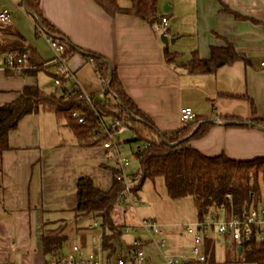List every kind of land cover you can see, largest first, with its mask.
<instances>
[{"label":"crops","instance_id":"crops-1","mask_svg":"<svg viewBox=\"0 0 264 264\" xmlns=\"http://www.w3.org/2000/svg\"><path fill=\"white\" fill-rule=\"evenodd\" d=\"M115 2L121 9L130 7V0ZM25 7V0H0V13L5 9L13 13L8 22H0V47L22 38L24 53L42 68L21 74L0 70V107L16 101L25 87L35 86L49 96L76 85L102 100L95 62L100 58L159 132L185 128L180 112L191 107L197 118L193 131L212 123L204 136L189 141L193 148L208 157L225 155L238 161L264 157V131L252 125L254 119H264V0H158L159 21L169 19L164 31L158 29L160 22L151 25L130 14L111 15L95 0H40L44 18L70 45L68 64L75 78L64 88L53 84L57 74L51 65L53 50L44 36L37 35L35 20ZM163 32L177 39L166 45L160 39ZM228 46L245 60L222 66L214 74H190L180 65L194 55L208 60L213 48ZM167 52L177 55L179 64L167 63ZM127 134L133 138L131 132L121 137L123 151L137 149L126 144L131 139L125 138ZM8 139L10 149L2 156L0 171V264H46L53 256L45 255L43 238L56 235L67 238L60 254L68 253L72 245L86 253L103 252L101 224L90 230L91 224L81 221L91 217L76 214L77 181L89 177L103 191L110 190L117 167L113 153L99 145H81L50 111L22 118ZM142 219L136 209L122 206L113 213L114 223L122 228ZM165 227L170 253L189 254L169 241L170 228ZM214 236L216 230L208 239L215 241ZM136 237L145 238L143 233H131L112 241L116 252L111 258L126 251ZM90 242L96 245L93 249ZM217 242L231 248L228 239ZM146 251L153 261H161L154 245H147ZM234 252L241 258L235 247ZM103 254L108 260V252Z\"/></svg>","mask_w":264,"mask_h":264},{"label":"trees","instance_id":"trees-1","mask_svg":"<svg viewBox=\"0 0 264 264\" xmlns=\"http://www.w3.org/2000/svg\"><path fill=\"white\" fill-rule=\"evenodd\" d=\"M107 13L130 14L139 17L151 24H159L157 15L158 0H130V7L121 9L115 0H95ZM26 7L32 12L37 27V35H48L63 38L60 33L44 18L40 9V0H25ZM25 42L22 38L3 48L0 54L10 52H25ZM32 70L38 72L42 66L31 59ZM169 64H179L178 56L166 53ZM245 60L232 46L226 48H213L211 58L201 60L196 55L188 61L181 63V67L190 74H214L225 65ZM96 67L101 79L110 80L108 96L113 95L114 100H97L90 105L83 92L73 85L61 95H46L38 87H25L20 97L11 104L0 107V171L2 169V156L10 149L9 134L15 131L22 118L40 111L54 112L60 121L69 127L83 146L98 145L97 133L100 131L99 119L101 117H114L116 106L119 105L124 114L133 122L131 133L133 138L126 142L129 145L142 147L136 150L135 158L142 171L141 183L136 187L135 193L139 199L138 191L146 180L162 178L166 185L167 194L172 200L186 197L193 199L197 209L198 220L203 221L214 212L224 208V215L229 218L231 214L240 215L251 207L258 206L264 198V157L248 161H238L225 155L208 157L195 148L189 141L204 136L211 122L202 123L196 131V124L187 125L178 132L162 133L169 143H179L175 146L165 144L158 136L155 126L149 118L142 113L134 102L125 93L122 84L109 64L100 58L95 59ZM122 104V105H121ZM78 112L85 118L80 124L72 114ZM137 117L138 119H134ZM228 122H241L236 118H228ZM242 124V123H241ZM252 125L264 129V119H254ZM192 132V134H191ZM161 133V132H160ZM146 145V148H143ZM117 168L114 172L113 184L110 190L103 191L97 187L89 177L77 181V208L78 217L86 216L98 219L104 230L102 237L103 252H108L110 259L116 252L112 241H119L123 235V228L113 221V213L118 205V198L123 190L119 180ZM216 210V211H215ZM67 242L62 236L43 238V248L46 256H58L59 251ZM212 239L206 240L208 258L211 257ZM241 258L245 262L264 264V242L256 236L243 245Z\"/></svg>","mask_w":264,"mask_h":264},{"label":"built area","instance_id":"built-area-1","mask_svg":"<svg viewBox=\"0 0 264 264\" xmlns=\"http://www.w3.org/2000/svg\"><path fill=\"white\" fill-rule=\"evenodd\" d=\"M12 14L10 9L2 11L0 22H8ZM168 23L169 19L162 18L158 29L164 31ZM42 36L47 39L54 53L51 65L56 69L57 74L53 84L57 88H64L67 83L75 78L68 64L70 45L64 38H56L46 34ZM262 66L264 67V59ZM32 67L30 57L26 53L0 54V70L21 74L32 69ZM101 84V99L114 100L113 95L108 96L110 80L101 79ZM83 94L86 101L93 105L94 98L84 92ZM115 114L114 117L106 118L98 116L100 125V131L97 133L98 145L113 153L119 172L118 177L123 184L117 206H122L129 211L136 209L139 204L135 189L141 183L142 171L140 166L136 168L133 161L122 154L123 146L120 139L125 133L131 132L133 122L124 114L119 105L116 106ZM72 116L78 119L80 124L85 123V118L80 116L78 112H74ZM134 119L138 118L135 117ZM180 121L184 125H197L194 110L191 107L183 108L180 112ZM146 147L144 145L143 148ZM141 149L142 147L138 146L136 150ZM224 212V208H221L205 220L188 224L185 227L186 234L192 238V246L187 255L168 252V241L165 238L166 227L151 219H142L137 225L123 226V234L143 233L145 238L136 237L132 243L127 245L126 251L114 259L107 260L101 250L86 253L79 245H72L68 253L50 257L46 264H203L208 260L206 240L213 230H216L219 238L228 239L232 242L236 251L248 243L253 236H256L260 242H264V206L251 207L240 215L231 214L229 218L224 215ZM220 215L223 218H220ZM99 227L100 223L96 221L89 226V229L93 230ZM172 228L176 231L179 225H173ZM147 245H154L161 259L160 262H155L148 256Z\"/></svg>","mask_w":264,"mask_h":264},{"label":"rangeland","instance_id":"rangeland-1","mask_svg":"<svg viewBox=\"0 0 264 264\" xmlns=\"http://www.w3.org/2000/svg\"><path fill=\"white\" fill-rule=\"evenodd\" d=\"M125 138H131L130 134H127ZM130 148L132 149L127 148L122 154L123 156H128L136 168H138L139 162L135 158L136 147L133 146ZM138 196L139 204L136 206V210L140 218L151 219L161 225L167 226V228H170L168 227L169 225H179L176 231H173L172 228L168 229V239L172 244L177 245L179 250L189 252L191 237L186 234L185 227L188 224H193L198 221L197 209L193 199L190 197L180 200L170 199L162 178H157L154 181L146 180L142 188L138 191ZM261 206H264V198L258 204V207ZM220 218H223V216L220 215ZM94 222H96L94 219L86 218L81 221V225H93ZM213 239L215 241L212 240V255L208 259V262L203 264H253L245 262L242 258L237 259L232 242L231 248L227 249L223 246L222 242H217L219 239L217 236H214ZM76 244H80L79 241H76ZM89 245L92 249L96 246L91 242ZM167 251L170 252L169 249Z\"/></svg>","mask_w":264,"mask_h":264},{"label":"water","instance_id":"water-1","mask_svg":"<svg viewBox=\"0 0 264 264\" xmlns=\"http://www.w3.org/2000/svg\"><path fill=\"white\" fill-rule=\"evenodd\" d=\"M25 9L27 10V8L25 7ZM27 12L30 14V15H32V12H30V11H28L27 10ZM164 12L165 13H168L169 12V10H164ZM161 42L162 43H164V44H168V43H171V44H173L174 42H175V40L177 39V38H173V39H171L167 34H166V32H163L162 33V35H161ZM110 69H111V67H110ZM122 105V104H121ZM231 124V123H230ZM261 130H263L264 131V129L263 128H260ZM156 132H157V134H158V136L160 137V139H162V141L165 143V144H167V145H169V146H175V145H177L178 143H169L168 141H167V139L163 136V134L162 133H160L158 130H156ZM241 250H242V248L240 247V248H238V253L240 254L241 253Z\"/></svg>","mask_w":264,"mask_h":264}]
</instances>
